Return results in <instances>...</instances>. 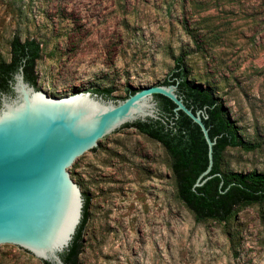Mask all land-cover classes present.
Returning <instances> with one entry per match:
<instances>
[{
  "label": "rangeland",
  "instance_id": "1",
  "mask_svg": "<svg viewBox=\"0 0 264 264\" xmlns=\"http://www.w3.org/2000/svg\"><path fill=\"white\" fill-rule=\"evenodd\" d=\"M40 45L36 90L160 85L181 57L189 78L217 96L254 151L226 149L222 169L264 173V0H0V61L13 38ZM72 172L86 190L79 264H264V202L225 222H196L177 198L170 157L124 128ZM0 264H41L0 249Z\"/></svg>",
  "mask_w": 264,
  "mask_h": 264
},
{
  "label": "water",
  "instance_id": "2",
  "mask_svg": "<svg viewBox=\"0 0 264 264\" xmlns=\"http://www.w3.org/2000/svg\"><path fill=\"white\" fill-rule=\"evenodd\" d=\"M9 88L0 93V249H22L48 264H64L61 255L81 223L87 197L72 172L92 154L104 153L102 145L124 125L163 121L155 95L200 128L209 164L195 186L207 179L201 181L211 169L215 141L202 121L204 112L186 107L177 84L141 88L125 99H106L87 88L56 98L25 81L19 66Z\"/></svg>",
  "mask_w": 264,
  "mask_h": 264
},
{
  "label": "trees",
  "instance_id": "3",
  "mask_svg": "<svg viewBox=\"0 0 264 264\" xmlns=\"http://www.w3.org/2000/svg\"><path fill=\"white\" fill-rule=\"evenodd\" d=\"M9 61H0V93H9V81L19 66H22L24 79L36 87L34 73L40 59V45L33 39L20 41L13 38L9 46ZM177 84V92L184 104L193 113L203 111L202 119L211 140L212 166L207 178L200 186H195L199 176L208 167V147L200 128L183 112H174L175 105L167 98L155 95L161 120H147L126 124L139 134L157 142L170 157V168L174 177L176 194L179 201L189 210L196 222L213 220L227 221L237 208L264 202V173L252 171L246 174L229 172L222 169L223 154L226 149H240L251 152L258 145L244 141L236 127L226 116L219 98L207 88L201 87L189 78L183 59H176L175 69L161 83ZM139 89H129L124 98ZM92 93L106 99L111 89L92 90ZM95 149L91 150L94 151ZM89 198L84 196L83 216L72 243L62 255L64 264H79L78 257L82 248V235L88 219ZM40 261V260H39ZM41 264H48L41 261Z\"/></svg>",
  "mask_w": 264,
  "mask_h": 264
}]
</instances>
